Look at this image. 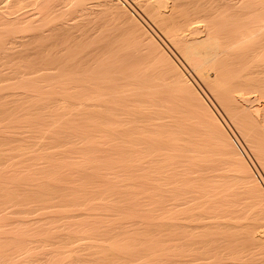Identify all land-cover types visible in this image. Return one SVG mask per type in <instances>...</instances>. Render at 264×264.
Masks as SVG:
<instances>
[{
  "label": "bare ground",
  "instance_id": "1",
  "mask_svg": "<svg viewBox=\"0 0 264 264\" xmlns=\"http://www.w3.org/2000/svg\"><path fill=\"white\" fill-rule=\"evenodd\" d=\"M0 264H264V0H0Z\"/></svg>",
  "mask_w": 264,
  "mask_h": 264
}]
</instances>
